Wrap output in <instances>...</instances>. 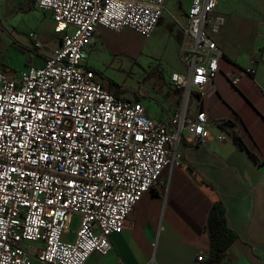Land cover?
Instances as JSON below:
<instances>
[{"label":"built area","instance_id":"built-area-1","mask_svg":"<svg viewBox=\"0 0 264 264\" xmlns=\"http://www.w3.org/2000/svg\"><path fill=\"white\" fill-rule=\"evenodd\" d=\"M218 1L188 0L179 50L185 70L170 77L184 103L165 124L140 101L116 98L88 67L87 49L98 27L152 36L166 0H37L62 39L43 66L19 77L0 70V264H86L93 254L107 256L112 236L161 184L173 149L205 142L208 115L187 119L186 102L220 71ZM42 47L34 36V48ZM258 64L253 59L226 77L236 87ZM197 260L205 262V254Z\"/></svg>","mask_w":264,"mask_h":264},{"label":"crops","instance_id":"crops-1","mask_svg":"<svg viewBox=\"0 0 264 264\" xmlns=\"http://www.w3.org/2000/svg\"><path fill=\"white\" fill-rule=\"evenodd\" d=\"M215 16L224 19L214 35L224 54L220 71L186 102L187 119L200 111L208 115L205 142L182 141L173 149L174 162L163 171L161 184L142 197L112 236L114 250L93 254L86 264H201V253L206 262L207 222L215 204L225 207L227 225L237 236L222 264H264V0H219ZM112 33L97 28L87 49L88 67L116 98L140 101L150 118L166 124L184 103L183 91L170 80L183 68L167 75L149 71L154 79L146 85L112 84L100 68ZM0 36L11 38L24 55L21 69L0 61V70L15 77L29 66H43L62 39L37 0H0ZM34 36L43 45L40 50L34 48ZM253 59L259 62L256 73L233 86L226 72L249 69ZM75 219L65 241L75 239Z\"/></svg>","mask_w":264,"mask_h":264},{"label":"rangeland","instance_id":"rangeland-1","mask_svg":"<svg viewBox=\"0 0 264 264\" xmlns=\"http://www.w3.org/2000/svg\"><path fill=\"white\" fill-rule=\"evenodd\" d=\"M188 0H166L165 11L158 23V32L145 37L140 33L125 29L113 32L112 45L106 61L100 64L109 82L120 87L149 84L154 79L152 72L160 70L165 75L170 70H185L179 57V45L183 39L182 23ZM24 55L11 38L0 36V61L12 69L24 66ZM151 73L148 74V72ZM78 218L73 228H76Z\"/></svg>","mask_w":264,"mask_h":264},{"label":"trees","instance_id":"trees-1","mask_svg":"<svg viewBox=\"0 0 264 264\" xmlns=\"http://www.w3.org/2000/svg\"><path fill=\"white\" fill-rule=\"evenodd\" d=\"M207 233L210 240V253L206 262L201 264H222L230 255V248L237 239L236 234L227 225L226 209L215 204L207 222Z\"/></svg>","mask_w":264,"mask_h":264}]
</instances>
